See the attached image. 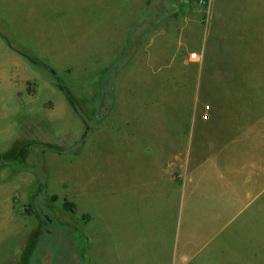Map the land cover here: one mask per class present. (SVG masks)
<instances>
[{
    "label": "rangeland",
    "instance_id": "374dc122",
    "mask_svg": "<svg viewBox=\"0 0 264 264\" xmlns=\"http://www.w3.org/2000/svg\"><path fill=\"white\" fill-rule=\"evenodd\" d=\"M233 132H264V0H0V264L56 229L87 264L162 262L210 220L164 181ZM223 243L200 264H264Z\"/></svg>",
    "mask_w": 264,
    "mask_h": 264
},
{
    "label": "crops",
    "instance_id": "0c3cea01",
    "mask_svg": "<svg viewBox=\"0 0 264 264\" xmlns=\"http://www.w3.org/2000/svg\"><path fill=\"white\" fill-rule=\"evenodd\" d=\"M233 133L223 139L220 135L218 140H214L217 142L212 145L209 162L203 166L209 172L199 176L201 165L195 158L179 159L183 173L178 184L173 187L164 181L165 193L170 199L185 197V212L190 206L189 218L203 216V212L209 211L210 220L208 224L202 221L198 227H191L189 231L195 232L181 245L173 244L171 239L166 248L167 258L162 262L156 259L154 264H200L203 249L211 245L214 257L227 258L223 242H234L233 249L238 250L240 258L244 251L264 249V132ZM199 202L209 209L197 213ZM237 208L242 209L233 216L232 210ZM247 212L249 221H240L247 217ZM206 227L211 232L215 231L216 236L200 246L196 233ZM166 249L163 253L167 252Z\"/></svg>",
    "mask_w": 264,
    "mask_h": 264
},
{
    "label": "flooded vegetation",
    "instance_id": "af4514ba",
    "mask_svg": "<svg viewBox=\"0 0 264 264\" xmlns=\"http://www.w3.org/2000/svg\"><path fill=\"white\" fill-rule=\"evenodd\" d=\"M34 249L30 264H87L79 242L57 229L49 240L37 243Z\"/></svg>",
    "mask_w": 264,
    "mask_h": 264
},
{
    "label": "built area",
    "instance_id": "2783aa9c",
    "mask_svg": "<svg viewBox=\"0 0 264 264\" xmlns=\"http://www.w3.org/2000/svg\"><path fill=\"white\" fill-rule=\"evenodd\" d=\"M189 59H190V61L196 63V62H200L201 61V56H199L198 53H192V54H190Z\"/></svg>",
    "mask_w": 264,
    "mask_h": 264
}]
</instances>
